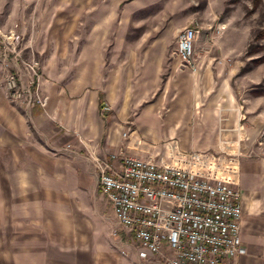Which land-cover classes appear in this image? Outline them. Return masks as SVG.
<instances>
[{"label":"crops","instance_id":"1","mask_svg":"<svg viewBox=\"0 0 264 264\" xmlns=\"http://www.w3.org/2000/svg\"><path fill=\"white\" fill-rule=\"evenodd\" d=\"M166 53V44L156 41L145 55L128 57L141 73L134 84L140 96L163 86L161 96L141 109L127 104L128 80L120 73L108 76L105 56L93 51L78 58L70 72H55L54 83L42 72L46 112L7 99L0 66V239L6 240L0 247L7 249L1 250L7 264H142L133 251L120 255L127 249L121 241H100L101 233L75 226L81 212L91 210L98 190L85 148L100 157L122 149L143 160L168 159L177 151L241 153L244 125L255 119L248 114L253 89L223 83L220 59L201 78ZM122 61L120 55L107 56V62ZM12 66L26 83L23 67ZM240 95L246 96V107ZM104 105L109 111L102 112ZM239 190L246 254L234 264H264V207L259 211V201Z\"/></svg>","mask_w":264,"mask_h":264},{"label":"rangeland","instance_id":"2","mask_svg":"<svg viewBox=\"0 0 264 264\" xmlns=\"http://www.w3.org/2000/svg\"><path fill=\"white\" fill-rule=\"evenodd\" d=\"M185 28L198 31L193 67L200 76L205 69H214L220 59L223 83L227 81L242 91L246 87L253 89L249 90V99L254 98L253 103L249 102L253 111L248 114L255 119L245 123L241 134L239 188L249 199L259 201L261 211L264 207V0H0V33L16 31L22 60L36 62L41 76L42 72L48 74L44 76L48 82H55V72L76 68L79 65L76 60L93 51L105 56L102 66L108 76L118 77L120 73L128 80L127 104L137 109L158 99L163 86L154 94L140 96L134 84L141 73L134 69V58L128 57L145 55L157 41L166 44L168 59H175L176 39ZM109 55H120L123 61L107 62ZM120 66L127 70L119 72ZM165 83L163 76L162 84ZM113 97L118 98L116 94ZM136 98L144 101L134 102ZM239 102L246 107V96L240 95ZM84 152L90 162V151L85 148ZM80 215L83 219L75 224L79 230L101 233L100 241L113 240L111 232L118 226L99 189L91 210ZM1 250L7 249L0 247V264H7L8 256Z\"/></svg>","mask_w":264,"mask_h":264},{"label":"built area","instance_id":"3","mask_svg":"<svg viewBox=\"0 0 264 264\" xmlns=\"http://www.w3.org/2000/svg\"><path fill=\"white\" fill-rule=\"evenodd\" d=\"M198 31L185 28L174 56L193 67ZM15 30L0 33V66L7 99L23 109L46 112L37 63L22 60ZM20 64L29 75L23 83L12 69ZM102 112L109 111L107 106ZM126 138L127 133H122ZM67 149L70 145L66 146ZM241 153L181 152L168 159L143 160L124 150L100 157L89 152L100 194L118 226L111 232L142 264H234L246 254L241 239Z\"/></svg>","mask_w":264,"mask_h":264}]
</instances>
